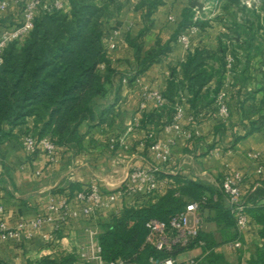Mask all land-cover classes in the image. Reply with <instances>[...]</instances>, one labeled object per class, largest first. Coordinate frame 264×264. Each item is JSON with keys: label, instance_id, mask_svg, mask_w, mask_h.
Returning <instances> with one entry per match:
<instances>
[{"label": "crops", "instance_id": "crops-1", "mask_svg": "<svg viewBox=\"0 0 264 264\" xmlns=\"http://www.w3.org/2000/svg\"><path fill=\"white\" fill-rule=\"evenodd\" d=\"M65 1L68 4V0ZM109 1L112 16L105 42L107 46L108 38L113 37L117 45L108 54L118 74L107 83L106 96L97 101L98 113L104 120L83 124L80 131L85 135L84 148L58 147L57 161L54 162L42 149L34 156L24 150L22 138L28 128L33 127L32 120L26 126L13 129L15 138L0 144V205L4 208L3 218L10 227L48 213L52 199H68L71 207L78 209L76 193L80 188L96 183L106 193L117 190L132 167L149 168L155 161L147 142L149 132H154L162 141L173 139V162L163 168V177L172 179V175L179 174L220 186L226 174L241 171L246 195L263 185L264 29L257 31L252 45L247 43L246 33L236 40L230 37L234 32L233 19L243 24L247 19L256 22L257 15L264 18V11L255 4L252 9H235L234 17H230L224 10L222 15L221 8L217 9L221 0H199L205 3L203 11L192 6L193 0H163L147 17L148 9L143 0ZM242 3L244 6L245 1ZM213 4H216L214 12L211 11ZM189 8L195 11L194 20L199 18L208 21L209 25L199 27L191 34V44L187 48L179 40V35L187 31L181 23ZM17 17L15 5L3 15V19L10 23ZM147 23L149 27L145 30ZM135 44L139 46L138 51ZM221 45L226 47V60L229 55H236L232 86H224L227 74L224 72L222 78L214 76L203 92L213 91L221 83L220 92L223 90L226 94L231 112L228 121L218 116L217 101L205 99L200 104L204 116L196 127L199 131L197 137L188 138L175 131H167L164 119L153 118L143 127L141 122L137 125L136 120L142 121L145 112L153 114L162 107L156 100H151L146 111L141 113L145 92L163 94L175 73L183 76L181 66L190 52L196 48L218 52ZM150 52L151 57L148 56ZM144 63L147 67L138 74ZM214 64L216 68L220 65ZM179 105L186 110L181 125L188 129L189 115L195 111L186 98L176 104L177 110ZM256 153L261 154L259 158L254 157ZM260 168L262 172H259ZM165 192L159 191L155 199ZM149 201L143 196L129 195L119 198L115 208L96 211L87 218L69 219L60 231L46 223L32 230L30 239L17 241L0 237V264H37L44 257L60 259L69 253L79 255L82 246L89 241L88 229H100L102 223L126 206L143 205ZM225 203L230 208L228 196ZM213 215L209 211L204 213L202 229L217 237L218 225L211 219ZM224 233L223 229V237ZM242 242V249H235L231 241L220 246L218 251L223 252L232 264H248L256 246L262 244L259 227L254 224ZM188 252L190 255L187 257L181 258L185 252L180 254L179 260L201 254L200 248ZM77 264H81L80 260Z\"/></svg>", "mask_w": 264, "mask_h": 264}, {"label": "trees", "instance_id": "trees-1", "mask_svg": "<svg viewBox=\"0 0 264 264\" xmlns=\"http://www.w3.org/2000/svg\"><path fill=\"white\" fill-rule=\"evenodd\" d=\"M236 2L242 3L240 0ZM162 3L163 0H143L148 9L146 16H150ZM262 4L264 11V1ZM243 7L247 9L246 5ZM194 14L192 8L185 11L182 28L209 25L208 21L194 20ZM111 16L109 0H68L65 11H40L28 37L6 49L0 66V144L15 138L14 128L26 126L32 120L34 125L25 134H33L39 139L49 137L58 147L84 148L85 135L80 127L104 120L98 113L97 101L106 96L107 83L118 74L112 66L105 42ZM5 23L4 19L0 21V32L6 27ZM232 23L234 32L230 38L236 40L246 33L249 45L254 44L257 31L264 29L261 15H257L256 22L247 19L243 24L233 19ZM135 46L138 51L139 46ZM226 51V47L221 45L218 52L206 48L190 52L181 66L183 76L175 73L163 93L167 102L156 113L145 112L141 126L153 118L164 119L165 124L171 123L177 113L176 104L183 98L188 99L195 116L202 114L201 102L205 99L215 102L220 93L221 83L213 91H203L214 76L222 78L227 72ZM151 55L152 52L148 56ZM233 57L236 60V55ZM214 63H219V67L216 68ZM146 67L144 63L138 74ZM171 178L166 192L157 196L154 202L126 206L100 225L98 240L104 258L123 259L126 264H150L151 258L178 257L201 247L203 253L197 257V264H232L218 248L224 243L243 240L244 236L240 235L232 211L225 203L227 194L222 189V180L220 186H216L179 174ZM262 184L245 196L251 228L254 224L258 226L262 239L248 264H264V203H261L264 181ZM191 201L199 203L202 217L206 211L214 213L211 219L218 225L222 237L225 230L221 241L214 233L201 229L188 245L176 247L171 252L158 250L147 243L150 219L169 221L185 210ZM79 260L80 255L69 253L60 259L44 257L37 264H77Z\"/></svg>", "mask_w": 264, "mask_h": 264}, {"label": "built area", "instance_id": "built-area-1", "mask_svg": "<svg viewBox=\"0 0 264 264\" xmlns=\"http://www.w3.org/2000/svg\"><path fill=\"white\" fill-rule=\"evenodd\" d=\"M13 5L17 7L20 16H18V20L11 24L5 23L6 27L0 32V66L3 63L6 49L11 44L24 41L28 37L35 26L36 16L40 11H65L68 6L65 0H2L0 1V21L3 20L4 13ZM198 30L199 27L197 26L190 27L186 32L179 35V40L189 48L191 34ZM116 46L113 37L108 38V51L116 48ZM234 64L233 55H229L227 57L225 87L230 88L232 86ZM144 98L141 104V113L146 111L148 101L156 100L159 105H163L166 101L163 94L158 91H147ZM216 101L218 116L222 120L228 121L231 112L223 90L219 93ZM185 115V108L179 105L173 121L166 124L165 129L175 131L179 135H186L188 138L197 137L199 131L196 127L203 118V113L198 117L194 114L189 115L190 127L188 129H185L180 122ZM140 122V119L136 120L137 125H140ZM148 138H150L149 141ZM115 141L113 140V142ZM147 142L155 158L149 168L132 167L120 187L110 193L103 191L101 186L96 183L83 188L76 193L78 209H73L68 199H52L48 206V213H41L32 221H22L17 226L10 227L3 218L4 208L0 205V237L17 241L30 239L33 236L32 230L39 229L46 223H50L56 231H60L69 219L79 218L80 216L81 218H87L96 211L110 210L115 208L114 205L119 198L129 195L143 196L154 202L156 194L161 190H166L171 184V179L163 177L162 173L163 168L173 162V139L162 141L157 138L154 132H149ZM22 145L28 155L34 156L42 149L47 153L50 161H57L58 146L49 137L39 139L33 134H25L22 138ZM125 146L129 148L127 144ZM260 155V153H256L254 157L259 158ZM259 172H262L261 168ZM243 182L244 174L241 171H235L226 174L221 185L228 196L230 209L241 236H245L251 230L250 217L247 212L248 205L245 200L246 194L242 187ZM202 225L203 217L199 214V203L191 201L185 210L171 217L169 221L150 219L147 223L149 229L147 243L158 250L171 252L176 247L188 245L193 238L198 236ZM88 232L89 241L82 246L79 252L81 264H126L123 259L106 260L98 240L99 229L90 228ZM201 245H204V242H201ZM232 246L237 250L242 249L243 242L238 239L232 243ZM197 257L187 260H179L178 257L174 256L163 259L151 258L150 264H197Z\"/></svg>", "mask_w": 264, "mask_h": 264}, {"label": "rangeland", "instance_id": "rangeland-1", "mask_svg": "<svg viewBox=\"0 0 264 264\" xmlns=\"http://www.w3.org/2000/svg\"><path fill=\"white\" fill-rule=\"evenodd\" d=\"M240 1H242V0H240ZM243 1H245V4L244 5H246V7H248L249 9H252V7H254L255 4H257L258 8L260 10H262V7H263L262 2L264 0H243ZM237 2H236V0H234V1L233 0H221V2L219 3V5L217 4L218 5L217 6V9L219 10L221 8V14L222 15H223V10H224L227 14H229L230 17H234L233 15H234L235 9H237V10H242L243 9L244 10V7L242 6L243 3L242 4L240 3V5H239V3H237ZM214 10H216V4H213L211 6V11L214 12ZM244 12H246V11H244ZM19 14H20V12L18 11V16H20ZM18 19H19V17H17V20ZM5 22L8 23V24H11L10 22H7V21H5ZM215 233H216V235L218 237V240L221 241L223 239V237L219 233V227H218V229L216 230ZM200 250H201V254L200 255H202L203 248L200 247ZM189 255H190V252L187 251L184 254H182L181 258L187 257Z\"/></svg>", "mask_w": 264, "mask_h": 264}, {"label": "water", "instance_id": "water-1", "mask_svg": "<svg viewBox=\"0 0 264 264\" xmlns=\"http://www.w3.org/2000/svg\"><path fill=\"white\" fill-rule=\"evenodd\" d=\"M192 6L198 8L200 11H203L205 8V3L200 2L199 0H193Z\"/></svg>", "mask_w": 264, "mask_h": 264}]
</instances>
